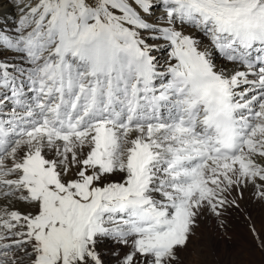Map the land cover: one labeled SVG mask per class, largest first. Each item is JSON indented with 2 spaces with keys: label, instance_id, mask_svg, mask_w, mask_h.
Segmentation results:
<instances>
[{
  "label": "snow or ice",
  "instance_id": "snow-or-ice-1",
  "mask_svg": "<svg viewBox=\"0 0 264 264\" xmlns=\"http://www.w3.org/2000/svg\"><path fill=\"white\" fill-rule=\"evenodd\" d=\"M4 3L0 264H184L264 205V0Z\"/></svg>",
  "mask_w": 264,
  "mask_h": 264
},
{
  "label": "bare ground",
  "instance_id": "bare-ground-1",
  "mask_svg": "<svg viewBox=\"0 0 264 264\" xmlns=\"http://www.w3.org/2000/svg\"><path fill=\"white\" fill-rule=\"evenodd\" d=\"M10 10V6L4 3L3 6H0V15ZM223 219V228L218 226L215 218L206 217L202 220L200 228L197 230V236L193 239L189 249L183 254L184 264H198V259L192 254V251L198 252L202 245V252L208 253L207 250L211 249L210 247H213L215 250H218L220 247L231 249L236 243V240L240 243L243 242V234H245L247 238L251 236L249 232L250 224H255L258 229L264 226V205L250 200L246 195L245 199L240 202V208L229 209L225 213ZM248 239L251 241V238ZM191 254L193 256H191ZM219 259L224 264H234V261H230L228 257H220ZM202 263L204 264L203 261Z\"/></svg>",
  "mask_w": 264,
  "mask_h": 264
},
{
  "label": "rangeland",
  "instance_id": "rangeland-1",
  "mask_svg": "<svg viewBox=\"0 0 264 264\" xmlns=\"http://www.w3.org/2000/svg\"><path fill=\"white\" fill-rule=\"evenodd\" d=\"M243 238L242 239L244 241L241 243L236 240V243L231 247V249L220 247L218 250H215L213 247H210L211 249H208L209 251L207 250L208 253H203L202 245L199 250L200 252L198 251L199 253L197 251H192V254L196 259H198V264L202 263V261L204 262V264H208V261L209 264H224L219 259L220 257H228L230 261H234V264H264V253L254 248L252 242L248 239L251 238V236H248L247 238L246 235L243 234ZM221 248L223 251L221 250ZM192 254L191 256H193Z\"/></svg>",
  "mask_w": 264,
  "mask_h": 264
}]
</instances>
